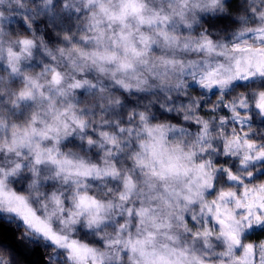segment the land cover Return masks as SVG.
Wrapping results in <instances>:
<instances>
[{
  "label": "snow or ice",
  "instance_id": "1",
  "mask_svg": "<svg viewBox=\"0 0 264 264\" xmlns=\"http://www.w3.org/2000/svg\"><path fill=\"white\" fill-rule=\"evenodd\" d=\"M30 2L0 0V264H264V0ZM193 86L184 126L80 107Z\"/></svg>",
  "mask_w": 264,
  "mask_h": 264
},
{
  "label": "clouds",
  "instance_id": "2",
  "mask_svg": "<svg viewBox=\"0 0 264 264\" xmlns=\"http://www.w3.org/2000/svg\"><path fill=\"white\" fill-rule=\"evenodd\" d=\"M16 2H19V0H16ZM25 7H31L32 11L35 12L36 5L31 4L30 0H24ZM257 8L261 7V4L257 2L256 4ZM247 8V5H245L244 0H239V4L237 6V12L233 13L234 18L246 15L248 17H252L253 13L255 12V9H250L247 12H244L243 9ZM57 11L60 13V15H65L62 8H58ZM9 15H14L18 18H20L23 13L22 12H9ZM67 15L71 17L70 22H67L66 24H61L59 20L55 22H46L47 27L50 29L52 33H54L56 36L61 35V30L66 29L67 27H70L74 24L81 23L85 17L81 15L79 12H75L73 10L72 12H69ZM260 13L255 12V16L259 17ZM79 17V19H78ZM37 19H44V17L41 15L37 17ZM11 23L13 24L14 21L12 20ZM204 30L207 31V26H203ZM44 28V25H41V29ZM229 28H231V25H229ZM73 35H76L75 31H73ZM39 60L40 58L37 57ZM186 83L190 84L191 79H188ZM210 93L207 96H197L196 94H193L190 90L184 89L181 90L179 93L176 91L168 92L167 90H159V89H152L149 92L138 95V96H131L129 99L131 100V105H125L124 111L117 110L115 113L110 112L106 104L100 100L99 97L95 96H87L85 99H83L80 102V107L84 109H91L95 112V118L92 119V123L95 125H101L102 123H108V122H115L117 119H124L126 121L127 119V113L129 109L133 106L139 108V109H147L150 114H153L157 120L164 119L168 120L169 116H175L178 117V119L181 120V125L183 124V114L185 109L181 107L182 104H186L189 101H194L197 104L200 102L207 103L208 99L210 98ZM222 99V97H217L215 100H212L210 104H208V107H219V101ZM171 108L172 111L169 112L168 109ZM191 111L195 112L196 109L192 108ZM217 116H220L219 113H216ZM135 123H139L136 121ZM193 133L195 130H192ZM175 140L176 138L173 137ZM211 139L219 140V136L213 135ZM180 144L185 145L189 151L192 150L191 145L194 144L193 136H186L183 139H180L178 141ZM20 239L24 238V234L21 233L19 236ZM11 261V257H7Z\"/></svg>",
  "mask_w": 264,
  "mask_h": 264
},
{
  "label": "trees",
  "instance_id": "3",
  "mask_svg": "<svg viewBox=\"0 0 264 264\" xmlns=\"http://www.w3.org/2000/svg\"><path fill=\"white\" fill-rule=\"evenodd\" d=\"M18 17H16V19H14V23L12 24L14 27L17 26V21H18ZM175 117V116H172ZM175 119H178V117H175ZM41 257L44 258V260L46 261L47 257L44 255L43 250H41L39 253H36L34 255L30 254L29 255V260L27 262V264H40L41 262Z\"/></svg>",
  "mask_w": 264,
  "mask_h": 264
},
{
  "label": "rangeland",
  "instance_id": "4",
  "mask_svg": "<svg viewBox=\"0 0 264 264\" xmlns=\"http://www.w3.org/2000/svg\"><path fill=\"white\" fill-rule=\"evenodd\" d=\"M193 94H198L199 93V89L195 88V86H193V88L190 90ZM213 100H215V98H213ZM219 115H222L223 113L218 112Z\"/></svg>",
  "mask_w": 264,
  "mask_h": 264
}]
</instances>
